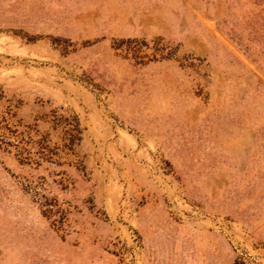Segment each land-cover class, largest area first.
<instances>
[{"label": "rangeland", "instance_id": "obj_1", "mask_svg": "<svg viewBox=\"0 0 264 264\" xmlns=\"http://www.w3.org/2000/svg\"><path fill=\"white\" fill-rule=\"evenodd\" d=\"M0 264H264V0H0Z\"/></svg>", "mask_w": 264, "mask_h": 264}]
</instances>
